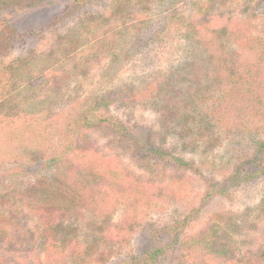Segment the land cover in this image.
<instances>
[{
    "label": "rangeland",
    "instance_id": "374dc122",
    "mask_svg": "<svg viewBox=\"0 0 264 264\" xmlns=\"http://www.w3.org/2000/svg\"><path fill=\"white\" fill-rule=\"evenodd\" d=\"M198 3L213 13L211 29L218 31L205 33L208 51L185 37L189 23L199 16ZM1 21L16 36L0 56V67L44 55L45 65L57 70L37 78V88L14 97L12 104L28 121L0 126L1 153L34 147L46 153L17 181L45 178L55 186L60 177L63 184L82 182L100 192L96 212L82 207L66 218L88 242H96L97 255H106L99 264L140 263L160 242L158 230L177 223L183 225L177 242L155 264H225L211 257L212 249L204 250L206 243L198 237L206 230L218 235L234 223L240 225L233 236L238 247L227 264H264V173L249 183L231 184L229 179L245 158L251 159L254 142L264 140V0H17L2 4ZM225 26L226 35L219 32ZM59 43L75 47L64 61L55 62ZM210 55L236 61L242 72L248 65L262 86L215 83L214 65L206 63ZM173 79L180 81L175 101L198 103L195 113L203 109L208 130L201 126L198 131L197 124L194 137L182 139V127L173 118L166 121L162 105L167 100L155 96L160 89L169 92ZM120 89L126 100L112 105L109 113L129 127L133 138L95 128L81 142L91 151L86 165L98 173L97 183L85 167L71 174L69 164L49 161L65 150L66 123L87 99ZM213 104L218 112L211 111ZM32 115L53 116L36 144V124L28 125ZM165 121L172 122L168 129ZM8 137L14 138L10 145L5 144ZM153 149L169 150L192 167L160 159ZM17 217L4 227L0 264H50L42 238L51 225L38 215Z\"/></svg>",
    "mask_w": 264,
    "mask_h": 264
},
{
    "label": "trees",
    "instance_id": "16d2710c",
    "mask_svg": "<svg viewBox=\"0 0 264 264\" xmlns=\"http://www.w3.org/2000/svg\"><path fill=\"white\" fill-rule=\"evenodd\" d=\"M16 1L17 0H0V7H2V4L5 6L9 4L12 5ZM81 1L89 2V0ZM176 1L179 0H172V3ZM198 4L199 16L196 20H192L189 23L185 37L186 39H194L203 47L204 51H208L209 44L207 39L209 38V34L205 35V33L212 32V34L215 35L218 31L217 29H211L213 13H211L209 8L206 9L205 5L201 3ZM210 15L211 17H209ZM228 30V26H225L222 27L219 32H223V34L226 35ZM15 36V30L9 23L1 21L0 56L11 48ZM74 47L75 46L68 48L59 43L52 58H55V62H62L67 58L66 56L73 53ZM43 56L44 55H34V57L30 59H21L17 62H12L0 67V126L15 127L24 119L28 121L27 115L25 116L19 111L20 108L18 104L16 106L12 103L13 100H15L14 97H16L18 93L26 89L33 90L37 88L40 84L37 78L54 74L55 71H57L51 69L52 65H45L47 56L45 58H43ZM41 62L43 64L40 65ZM203 62L205 65V58ZM206 63L214 65V71L211 75H213L212 78L215 79V83L219 85L233 83L239 87L252 85L255 82L257 85L262 86V81L260 83L259 78H257L256 75L253 76L251 70L249 72L248 65L247 69L242 72L240 71V66L236 64V61H229L224 57L214 59L212 55H210ZM211 75L208 74V76ZM196 80L200 81L198 78H196ZM50 82L53 85L59 83V81L54 80H49V83ZM170 82L169 86L171 90H169V92L165 93L160 89L155 96L157 99L159 96H162V98H165V101L167 100V102L162 105L163 111L168 112V114L164 113L166 121L167 119L173 118L176 123L180 125L179 127H182L181 132H179V136L182 139L194 137L193 135L196 131L194 128H198L197 130L201 131V126L202 128L204 126V130L205 128L208 130L210 126L209 123L205 124L203 109L195 113L198 103H177L175 100L179 98L180 81H178V79H173V81ZM247 90L249 91L251 89L248 88ZM123 94V89H120V91L115 93L105 92L102 95H95L91 99H87L86 105L80 107L76 117L66 123L63 133V138L67 142L65 150L61 155L50 158L49 161L58 165L69 164V172L71 174H74L80 167H85L94 178L93 181L97 183L99 177L98 173L94 168L86 165V162L92 155L91 151L88 148L82 147L81 142L85 139L87 133L95 128L114 129L124 138H133L129 127L109 113L112 105L120 103L121 100H123V102L126 100V96ZM168 99L170 100L169 102ZM204 100L205 98L200 101ZM189 109H192L194 112H190ZM211 111L218 112V108L215 104L211 106ZM52 117L53 116L40 118L32 115L29 118L28 125H33L34 123L38 129L37 137L33 142L34 144L40 143V138L44 139L45 134L43 132H45L47 126L45 128H42V126L52 122ZM166 121L163 125L168 129V126H171L172 122L167 123ZM197 124L200 125L196 128L195 126ZM13 139V137H8V140H5V144L10 145ZM196 139L195 137V140ZM254 144L255 151L251 159L245 158L241 168L236 167L233 172H231L232 174L229 177L231 184H236L238 182L249 183L256 180L257 177L262 176L261 174L264 173V140L260 139V141H255ZM141 146L144 147L145 143L141 142ZM26 151L18 153H15V151H8L6 153H1L0 149L2 158L0 160V240L5 233L4 227L13 223V220L18 218V215H22V218L26 216L31 218L34 215H38L42 220H45L43 222H47L52 226H47L48 230L45 231L46 234H43L42 238V248L45 254L44 259L50 264L102 263L101 259H104L106 255L104 253H102V255L100 254L101 256L96 254V242H88L85 237L81 236V232L72 222H69L70 224L66 222L67 217L74 212L77 213L82 207H89L96 212L99 207L95 201L97 199V192L99 191L93 187L89 190L88 187L83 186L82 182L76 183L75 181L73 183L63 184L62 178L60 177L56 180L57 184L55 186L53 184H48L45 178H42L38 183L17 181L20 175L25 174L26 170L40 162L46 154L38 147ZM153 152L157 154V157H160V159H167L182 166L192 167L190 162H186L184 159L173 155L169 150L153 149ZM70 155H73L72 159L68 158ZM25 157H28L27 160L29 164L25 163ZM74 158L76 160H74ZM7 163L10 165L7 166ZM224 190L225 189H222L218 191V193H224ZM127 224L131 225L128 221ZM182 226L181 223H177L172 227L158 230L162 233V236L156 235V238L159 239L160 242L141 256V260H139L140 263L135 261L133 263L130 262V264H155L156 260H158L161 255L173 249L174 244L177 242L179 232L182 230ZM238 226L240 225L235 223L231 224L229 230H222L218 235H216L214 231L210 232L206 230L198 237V242L203 240L204 244L206 243L204 250L206 249L209 251L212 249V253L210 251L211 257L220 258L222 263L227 264L228 260L231 262V252H235L238 247L233 239ZM164 235L167 236L166 240H163ZM161 241L165 242V244ZM216 246L218 249H215ZM141 261L143 262L141 263Z\"/></svg>",
    "mask_w": 264,
    "mask_h": 264
}]
</instances>
